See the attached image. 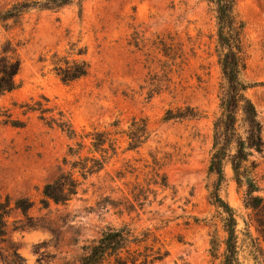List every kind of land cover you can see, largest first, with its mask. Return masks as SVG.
<instances>
[{
	"label": "rangeland",
	"instance_id": "obj_1",
	"mask_svg": "<svg viewBox=\"0 0 264 264\" xmlns=\"http://www.w3.org/2000/svg\"><path fill=\"white\" fill-rule=\"evenodd\" d=\"M23 1L46 0H0V11ZM69 1L58 10H31L8 30L0 27V48L10 41L21 61L18 88L0 97V196L11 199V208L19 199L32 203L25 214L10 212L0 239V264H79L106 227L123 226L138 237L148 232L157 240L156 247L168 253L158 264H222L223 213L212 203L216 179L208 172L222 82L214 7L204 0ZM235 1L244 24L246 69L241 79L250 86L246 95L264 144V0ZM71 44L85 49L89 70L86 77L63 85L50 72L48 60ZM40 97L63 111L79 136L114 121L126 129L135 118L146 119L150 139L137 152H125L120 139L118 155L104 172L85 182L66 206L43 209L41 191L57 176L73 141L36 114L23 113L21 105ZM186 107L200 116L162 121L168 109ZM152 152H160L169 189L137 213L97 211L105 174L114 175L127 162L145 173ZM252 160L259 187L254 195L264 207V148ZM224 173L218 196L236 218L237 259L264 264V229L258 226L264 213L246 208L244 189L236 186L229 166Z\"/></svg>",
	"mask_w": 264,
	"mask_h": 264
},
{
	"label": "trees",
	"instance_id": "obj_2",
	"mask_svg": "<svg viewBox=\"0 0 264 264\" xmlns=\"http://www.w3.org/2000/svg\"><path fill=\"white\" fill-rule=\"evenodd\" d=\"M214 7L216 20L215 53L221 70L222 82L218 93V115L213 121L212 147L208 164L209 174L216 182L211 192L212 203L222 210V223L226 239L221 255L222 264H240L237 259V222L233 210L218 196V190L225 180L224 168L229 166L236 186L244 189L246 208L264 213L262 198L255 196L259 187L255 179L257 164L252 158L260 155L264 144L261 138V125L246 92L241 75L246 69L242 45L244 24L235 10V0H204ZM70 4L69 0L23 1L12 4L0 11V27L5 30L19 24L24 14L31 10H58ZM86 51L71 44L64 54H51L48 60L50 72L63 85L72 84L87 76L89 65L84 59ZM46 60H40L45 63ZM21 61L16 46L6 41L0 48V97L18 88L16 77L20 72ZM50 101L40 97L37 101L21 105L23 113H34L46 126L58 129L73 141L67 147L60 164V170L54 180L46 184L41 191L40 205L47 209L50 204L66 206L75 198L85 182L104 172L107 165L118 155L120 139L126 144L125 152H137L150 139L151 131L146 119L133 118L126 129L114 121L103 128L77 135L66 114ZM177 112L178 115L173 114ZM200 113L195 108L186 107L182 111L168 109L163 122L196 119ZM14 127L23 125L9 122ZM160 152L149 153L150 163L145 162L142 173L129 162L114 175L105 174L104 184L98 188L104 190L96 202L97 211L113 210L118 214L137 213L145 205L154 203L158 196L169 189L166 174L162 168ZM133 178L127 181V178ZM121 183L124 189L117 186ZM118 195L117 198H112ZM8 196H0V239L6 234L7 219L12 209L25 214L32 206L28 199H19L13 203ZM264 215V214H262ZM264 217V216H263ZM263 221L258 226L264 229ZM157 240L148 232L136 236L127 226L119 229L106 227L100 237L86 248V254L79 264H158L168 256L162 247H156ZM142 249L143 251H140ZM213 249V243H212Z\"/></svg>",
	"mask_w": 264,
	"mask_h": 264
}]
</instances>
